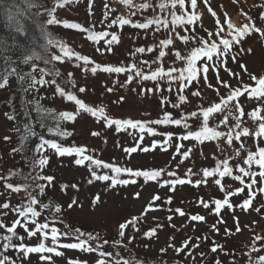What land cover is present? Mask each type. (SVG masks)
<instances>
[{"label": "rangeland", "instance_id": "374dc122", "mask_svg": "<svg viewBox=\"0 0 264 264\" xmlns=\"http://www.w3.org/2000/svg\"><path fill=\"white\" fill-rule=\"evenodd\" d=\"M52 1L61 4L55 13L57 22L52 25L55 37L50 59L60 55L62 60L51 59L49 70H43V79L50 83L37 84V90L39 93L43 91L45 102L59 105L63 111L76 114L74 120H68L66 126L62 127V132H70L71 135L59 138L63 143L61 148L85 147L86 151L60 155L55 149L45 145L42 151L35 149L30 154L24 152L18 156L21 141L13 132L7 108L9 90L0 87V249L1 259L9 258L5 264H70V261L97 264V260L101 258L105 259L106 264H125L129 259L141 264H264V260L260 259L264 257V177L259 175L261 169L255 163L250 167L251 176L239 173V167H245L246 171L249 169V165L245 163L248 153L258 154V149L264 147V134H255L262 122L260 118L264 117V97L251 98L246 93L239 102L231 101L223 112H217L209 119L210 127L219 125L217 130L225 135L231 132L232 144L229 145L223 136L220 139L204 140L202 143L195 139L181 140L180 137L188 131L183 124L161 126L148 122L163 120L168 113L170 119L186 117L191 129L197 130L200 121L188 116V113L218 102L220 96H227L228 89L218 84L212 69L209 70L207 81L202 77L193 80L183 91H180V84L184 81L170 80L167 75L157 77L156 80H145L135 75L138 70L147 74L157 68L158 52L155 49L160 47L161 39L173 32L177 34L173 39L174 45L168 47V55L163 58L165 69L183 68L179 66L178 61L181 60L176 59L175 53L179 50L181 55H185L191 45L185 46L181 36L206 38V31L212 32L218 27L217 20L224 24L226 36L230 31L226 20L234 27L254 22L256 27L264 29V20L260 19L264 13V0H197L196 9H192L197 19L192 25L178 23L163 28L151 24L146 29L133 25L146 23L152 14H158L160 11H156V7V10L151 8L150 11L128 3L127 0ZM175 13L185 15L178 6ZM121 18L129 19L132 23H113ZM185 29H194V32ZM99 32H107L108 35L92 39ZM113 33L118 36L119 42L113 43L109 52L106 41L111 39ZM61 44L65 46L63 52ZM241 46L245 52L239 54L238 60H227V68L238 73V77H230L228 71L220 68V79L234 88L253 85L255 80L251 76H264V37L251 32L244 37L242 45L234 47L230 54L237 55V49ZM139 47H144L146 51L137 52ZM148 48L154 50L147 51ZM248 48L252 49L250 53L247 52ZM76 53L88 56L90 61L101 65L124 66L130 70L108 73L98 69L93 74L91 68L95 65L77 59ZM213 62L215 58L209 61L210 64ZM133 63L137 68H131ZM241 64L247 71H241ZM178 75V72L173 73V76ZM208 83L213 87H207ZM81 87L86 91L79 92ZM217 87L220 96L215 91ZM58 88L64 95L57 91ZM197 90L201 93L199 97L192 95ZM68 94L75 95L86 106L96 109V115L81 109L74 100L69 101ZM180 95L187 97V100L180 102ZM175 104L180 106L174 107ZM234 105L242 109L243 115H240ZM100 108H103L102 112L99 111ZM257 109L258 116L253 117L251 113ZM238 115L240 128L236 129ZM225 117L228 123L221 124L220 120ZM125 119L143 121L145 125L152 126L153 131L149 132L144 128L142 132L139 127L126 125L120 126L118 131L115 124H107L108 120ZM244 127L249 129V133L235 139V132ZM93 132L99 135L94 136ZM168 133L173 134L171 138ZM141 144L150 147V150L140 151ZM180 144L184 145L181 151L192 149L188 158L176 152V147ZM130 147H137V151L128 154L125 150ZM85 156H91L93 160H85L82 165L75 164V159ZM43 157L47 160L41 165ZM95 159L101 160L103 164H111L113 168L97 166ZM224 159L229 161L232 173L225 177L217 175L223 189L215 185L212 178H205L207 183H195L201 179L203 169L213 168ZM115 167L134 171L164 169L165 174L157 180H146L143 176H133L125 171L116 173ZM92 171L97 175L107 174L110 179L96 180L91 175ZM167 172H174L175 176H168ZM237 174L242 175L243 182L233 178ZM43 177L53 179L49 181ZM176 178L186 182L176 184L174 189L171 185L163 184L165 179L170 181ZM112 179L128 182L113 186ZM189 180L192 183H188ZM253 180L255 183H252ZM9 184L12 185L11 188L8 187ZM249 184L252 185L251 189L247 187ZM41 185L44 186L42 192ZM237 189L243 191L237 192ZM137 192L139 197L135 195ZM250 192L252 198L245 207L243 202L249 198ZM97 195L100 200L93 204ZM154 196L159 199L154 201ZM32 199L36 200L33 207L38 215L32 217L31 213L28 214V229L34 230L41 223L48 224V228L44 230L48 234L46 239L44 233L39 231L36 235L29 236L28 231L20 224L15 227V235L8 232L14 221L19 219L23 223V218L13 209L26 206ZM224 199L229 204L222 205L217 214L215 201ZM73 200L78 204L69 208ZM201 200L209 206L204 207ZM5 204L8 205L7 208L4 207ZM257 208L261 210L258 212L255 210ZM176 209H181L184 215H180ZM192 215L203 216L204 220L192 221ZM49 217L54 218L56 223L49 221ZM133 217L138 218L136 226L129 225L121 236L119 225ZM220 220L223 222L218 223ZM213 225H216L215 229ZM52 227L58 232L55 243L52 239ZM152 229H155V233L146 236L145 233ZM76 230L92 234L91 239L81 236L80 240L86 241L96 251L64 247L68 243H79ZM65 232L74 234L62 235ZM97 235L99 239L95 238ZM6 236L11 237L10 244L13 246L4 247L9 244L4 239ZM257 236L261 239L257 240ZM225 240L229 244L227 248ZM21 243L27 247L44 243L46 247H53L56 251L25 255L18 247ZM199 243L205 245L202 246L203 249H195ZM102 252H109L110 255L101 257Z\"/></svg>", "mask_w": 264, "mask_h": 264}, {"label": "snow or ice", "instance_id": "6c2138e0", "mask_svg": "<svg viewBox=\"0 0 264 264\" xmlns=\"http://www.w3.org/2000/svg\"><path fill=\"white\" fill-rule=\"evenodd\" d=\"M191 3V8L192 9H196L197 7V0H190ZM176 4H179L181 6H183L185 4V0H172V6L175 7ZM143 7H148L150 5H142ZM161 7H165L164 4L161 5ZM213 15H215V13H213ZM197 19L196 13L193 12L192 15L185 17L183 14H181L180 16H176L175 14H173V19L171 21L168 20H148L146 23H136L133 26L134 27H138V28H148L151 24L153 23H157L160 24L164 27H168L169 23L175 25V24H184V25H192L194 23V21ZM260 19L264 20V13L261 14ZM249 21H251V18L249 17ZM49 24H53L56 23V19L55 17L50 18L47 21ZM119 23L121 25H125V24H130L132 23V21H130L129 19H119L118 21L114 20L113 23ZM217 25L218 27H216L215 31L212 32H208L206 31L205 35L206 38H198L195 35H191V36H181L180 39L183 41L185 46L191 45L193 41H195V46L191 47L186 55H181L180 51L177 50L175 53L176 59H179L181 61H184L186 63V68L184 69H177V68H167L165 69L164 67H160L159 65L157 66L156 70L151 71L150 73H144L142 71H136L135 75L137 76H141L143 79L148 80V79H152V80H156L157 77H163L164 75H167V77L170 80H177L178 82L180 81H184V83L180 84V91H183V88L188 86V83H190L193 80H199L201 77L207 81L208 80V73L209 70L212 69L214 71V75L215 78L218 82V84L224 86L225 88L228 89V94L227 96H220L219 93V87H217L215 89V91L217 92L218 96H220L219 102L214 103L208 107H200L197 111H191L190 113H188V116L190 117H195L198 121H200L199 127L197 130H192L190 125L187 123V118L186 117H181L179 119H170V114L166 113L165 114V118L163 120H155V121H150L148 123H151L153 125L156 124H163V123H172V124H176V125H181L183 124V127L185 129H188V131L183 134L180 139L181 140H189V139H195L197 142L202 143L204 140H208V139H220L222 136L227 140V143L230 145L233 143V136L231 135V132L227 135H225V133L218 131V127L219 125H217L215 128L214 127H210L209 126V118L211 116H213V114L217 113V112H223L225 110V108L228 106V104L233 101L235 98L239 97L240 95H242L243 91H247L248 90V85H243V87H233L232 85H230L227 81L221 80L220 79V68L223 67L225 71L229 72L230 77H238V73H234L231 71V69L227 68V60L231 59L232 61L236 62L238 60V56L240 53L245 52V49L241 46L237 49V55H231V51L234 47L238 46V45H242L244 37L250 35L251 32H255V33H259L262 37H264V29L260 28V27H256L254 22L251 23H245L240 27H234V25L230 22L226 20V26L227 29L230 30L229 34L226 36L225 34V26L224 24H221L219 20H217ZM73 27H80L79 25H73ZM185 30H189V31H193L194 29H185ZM174 31V29H173ZM108 33L107 32H99L96 33L94 36H92V39H95L97 36H107ZM119 39L118 36L113 33L111 35V39L106 41L108 48L107 51H111V45L113 43H118ZM51 43V41H50ZM175 41L173 40L172 37H166L165 39H163L162 41H160V47L158 49H155L158 52V55L156 57V60L160 61L161 64L163 63V58L168 55V52H166L164 49L170 45H174ZM61 51L63 52L65 49L64 45H60ZM154 48H148L147 51H153ZM97 51H100V49H97ZM137 52L139 53H144L146 51V49L144 47H139L136 49ZM252 51L251 48L247 49V52L250 53ZM77 59L83 60L85 61V63H93L95 66L91 68V72L93 74L96 73V71L98 69L104 71V72H108V73H122V72H127L130 69L124 66H111V65H101L99 63H95L94 61H90V58L88 56H80L78 53L75 54ZM134 55V53L132 54ZM215 58V62L213 63H209V61H213ZM33 59L32 56H26L24 58V63L27 64L29 61H31ZM51 59H55V60H62V57L60 55H56L54 57H52ZM197 61H199V67H197ZM144 63L147 64V61H145ZM153 63H156V61H153ZM149 67H151V65H149ZM241 71H247L246 67L241 64L239 65ZM132 69L137 68V65L135 63H133L131 65ZM179 72L178 76H173V73ZM40 75H41V79L36 81H33L32 86L35 87L36 84H46V83H50L49 81H46L43 79V75L44 72L43 70L40 71ZM252 80H256L259 84V88L258 89H253L252 92L250 93L251 95H257L259 97H264V76H261L259 78H257L256 76H251ZM131 82V81H128ZM5 85H6V81H5ZM5 85H0V86H5ZM207 87L212 88L213 85L211 83L207 84ZM58 92H60L61 95H64V92L62 90H60L59 88L57 89ZM79 92L83 93L86 91L85 88L81 87L79 90ZM108 91H111V89H108ZM149 91H152V89H149ZM169 91H171V87L169 86ZM193 96L199 97L201 95L200 91L197 90L195 92L192 93ZM67 98L69 101H75L76 104H78L80 106L81 109H86V111H88L89 113H91L93 116L96 115V109L92 108V107H88L84 104L83 101H81L80 99H77V97L73 94H68ZM121 100H123V97L120 98ZM187 100V97L180 95L179 96V101L180 102H185ZM174 107H179V104H175L173 105ZM234 107H237L238 111L240 112V115H243V111L241 108H239L238 105H234ZM99 111H103V108H100ZM258 112L259 109L253 111L251 113V115L253 117H257L258 116ZM78 114V113H77ZM231 114V113H230ZM76 114L70 113V112H63L60 114V119H68L70 121L74 120ZM13 118V117H10ZM262 122L259 123L258 125V129L259 131L256 132V135H262L264 134V117L260 118ZM221 124H226L228 123L227 121V117L223 118L220 120ZM108 126H111L112 124H115L117 126V130H120V126L122 125H126V126H131L133 128L135 127H139L140 130L143 132L144 128H145V122L143 121H139V120H132V119H125V120H108L107 121ZM43 126V125H42ZM235 128L239 129L240 128V116L238 115L236 117V124H235ZM59 131V129H58ZM149 132H152L153 129L151 127L148 128ZM249 133V129L247 127H244L241 131H236L235 132V139H240V137L242 135H247ZM61 135L63 136H70L71 133L70 132H61ZM92 135H99V133L97 132H93ZM169 136V138L172 137V133H168L167 134ZM7 139V138H6ZM142 139V138H141ZM45 145H49L52 149H55L56 153L60 154V155H64L65 153H72L75 152L76 154H80L86 151L85 147H74V148H61V146L59 144H57L55 141H50V140H45L43 137H41V144L38 146L37 151H42L44 149ZM184 148L183 144H180L176 147V152L179 153L181 156H183L184 158H188L192 149L188 148L185 149L183 151H181V149ZM139 150L140 151H144L147 152L150 150V147H144L142 144L139 146ZM128 154H131L133 152L137 151V147H130L128 149L125 150ZM239 154V153H237ZM47 158L43 157L40 160V164L43 165L46 163ZM85 160H93V157L91 156H85L83 158H77L75 159V164L77 165H82L84 163ZM243 160V157H242ZM94 163L97 166H103L106 168H113V165L111 164H103V162L99 159H95ZM245 163L247 165H249V169L248 171H246L245 167H239V173L240 174H245L248 176H251V170L250 167L253 163L257 164L259 166V168L261 169L259 175L261 177H264V147H260L259 148V153H258V158H257V154L255 153H248L247 156V160L245 161ZM91 166V165H90ZM114 171L116 173H120L121 171H125L127 173H129L130 175L133 176H143L146 180L148 179H152V180H157V178H159L161 175L165 174V170L164 169H160V170H153V171H140V170H133L130 168H126V169H121L120 167H115ZM189 173H191V170L189 169ZM217 173L219 174V177H225L227 175H231L232 173V168L229 167V161L227 159L221 160L219 163L216 164L215 167L213 168H206L202 170V177L200 180L195 181V183L197 185L201 184V183H207V179L205 178H212L213 183L215 185H219L221 186V188L223 189V185L221 184V179L217 178ZM237 174L235 175L233 178L235 180H240L241 182H243V177L242 175ZM92 177H94L96 180H104L107 181L110 179L109 175L105 174V175H97L95 171L91 172ZM166 175L168 176H175L174 172H167ZM43 179L45 180H49L51 181L53 178L52 177H43ZM128 181H124V180H119L117 181L116 179H112V185L115 186V184L117 183H127ZM133 183L135 181H132ZM186 181L180 178H176V179H172V180H168L165 179L163 181L164 185H171L174 189V186L176 184H183ZM188 183H192L191 180L187 181ZM89 183H91V180H89ZM252 183H255V180L252 181ZM163 186V185H162ZM9 188L12 187V185H8ZM247 187L249 189H251L252 185L249 184L247 185ZM41 192L44 189V186L41 185ZM19 189H17L18 191ZM237 192L239 191H243V189H237ZM137 197H139V192H137L135 194ZM252 198V194L251 192L249 193V198L245 199L243 202V206H248L250 199ZM159 197L158 196H154L153 200H158ZM100 197L97 195L94 197L93 199V204H96L97 202H99ZM169 202H171V197H169ZM201 203L203 204L204 207H208L209 205L207 203H205L203 200H201ZM36 204V200L32 199L30 200V202L26 205V206H22V208H15L13 209L14 211L19 213V216L23 218V223H21V221L18 219L16 221L13 222V225L11 227L8 228V232L12 233L13 235H15V227L17 224H20V226L24 227L26 231H28L29 236L32 235H36V232H43L44 233V238H47V233L44 232L45 229L48 228V224L46 223H41L38 225V227H36L34 230H30L28 229V220H29V216L28 214L31 213L32 217H35L38 215L37 211L34 209L33 205ZM78 202L76 200H73L71 204H69V208L73 207L74 205H77ZM229 204V201L227 199L224 200H216L215 201V212L217 214H219L220 210H221V206L222 205H227ZM5 208L8 207L7 204L4 205ZM45 207H47V205H45ZM149 207H151V205H149ZM59 211V208L57 209ZM256 211H260V208L255 209ZM175 211L179 212L180 215H184L183 211L181 209H176ZM169 219H171V217H169ZM190 219L192 221H203L204 217L200 216V215H192L190 217ZM138 222V218L133 217L130 221H126L123 224L119 225V234L121 236L124 235V229L126 227H128L129 225H131L132 227H135L136 224ZM223 221L220 220L218 221V223H222ZM33 223L35 224V221H33ZM238 224V222H237ZM214 229L216 228V225L212 226ZM138 230V229H137ZM218 231V229H216ZM237 230H239V228L237 227ZM51 233H52V239L53 242L55 243L58 239V232L57 229L55 227H52L51 229ZM155 233V229L150 230L149 232H146L145 235L149 236ZM74 233H69V232H65L62 233V235L68 236V235H73ZM76 239L79 241V243H68L66 245H64V247L66 248H71V249H79V248H83V250L85 251H96V249L92 248L91 246H88L86 241L80 240L81 236H87L89 239L92 238V234L91 233H84V232H79V230H76ZM96 239H99V235H97L95 237ZM4 239L9 241V244H5L4 247L7 248L9 246H13L10 244L11 241V237L10 236H6L4 237ZM22 239V238H21ZM257 240H260L261 237L257 236L256 237ZM105 243H107V241H105ZM19 249L25 253V255L27 253H40V252H48V253H52L55 250V248L53 247H46L44 243H40L39 246L36 247H27L25 246L23 243L18 245ZM213 251H215V248H213ZM57 254H61V253H57ZM110 255V253H101V257H106ZM42 259H46V257H41ZM9 258L8 257H4L3 259H0V264H5V261H7ZM47 259H50V257H48ZM261 260H264V257L260 258ZM14 264V262H13ZM70 264H82V262L79 261H70ZM97 264H106L105 259L101 258L97 260Z\"/></svg>", "mask_w": 264, "mask_h": 264}, {"label": "trees", "instance_id": "16d2710c", "mask_svg": "<svg viewBox=\"0 0 264 264\" xmlns=\"http://www.w3.org/2000/svg\"><path fill=\"white\" fill-rule=\"evenodd\" d=\"M127 2L137 4L144 9L156 10L157 8L156 11L160 12L152 14L150 20L166 19L171 21L173 14L179 16L175 13L177 6L185 14V17L193 14L192 8L189 9L190 0H185L183 6L176 4L175 7L172 6V0H127ZM60 4V2L52 0H0V85H5L6 81V85L0 87L9 90L7 108L10 117H13L11 118L13 132L21 141L18 156L24 152L29 154L34 152L41 144V137L45 140L55 141L60 146L63 144L59 138H62V127L66 126L68 119H60V114L66 111H63L59 105L45 102L43 91L38 92L37 84L35 87L32 86L34 80L41 79L40 71L49 70L48 64L52 63L50 56L54 46L55 34L53 24H49L47 21L55 17L57 7ZM162 4L165 7L162 8ZM142 5L150 6L143 7ZM153 25L162 26L157 23H153ZM169 26L172 24L169 23ZM163 28L166 27L163 26ZM176 34L173 32L167 37L170 36L174 39ZM195 43L193 42L191 47L195 46ZM168 47L164 50L167 51ZM26 56L33 57L27 64L24 63ZM178 64L183 67L179 69L186 68L184 61H178ZM158 65L165 68L166 64H161L158 61ZM197 67H199V61H197ZM259 87L255 80V83L248 86V90L243 91L242 95L235 98L233 102H239L246 93L251 98L258 96V94L251 95L250 93ZM212 117L214 115L210 118ZM159 125L170 126V123ZM149 127L152 128L149 124L145 125V128L148 129ZM217 175L219 174L217 173ZM228 238H231V234L228 235ZM225 244L226 248L229 247L226 240ZM202 246L205 245L199 243L195 249H203ZM125 264H141V262L129 259Z\"/></svg>", "mask_w": 264, "mask_h": 264}, {"label": "water", "instance_id": "95a60500", "mask_svg": "<svg viewBox=\"0 0 264 264\" xmlns=\"http://www.w3.org/2000/svg\"><path fill=\"white\" fill-rule=\"evenodd\" d=\"M0 259H1V252H0Z\"/></svg>", "mask_w": 264, "mask_h": 264}]
</instances>
